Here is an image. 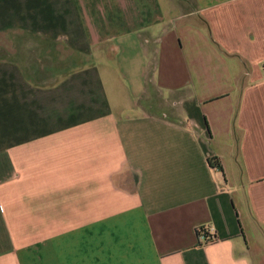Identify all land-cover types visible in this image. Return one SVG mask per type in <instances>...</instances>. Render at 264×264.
<instances>
[{
    "label": "crops",
    "instance_id": "0c3cea01",
    "mask_svg": "<svg viewBox=\"0 0 264 264\" xmlns=\"http://www.w3.org/2000/svg\"><path fill=\"white\" fill-rule=\"evenodd\" d=\"M0 31V264H264V0H0Z\"/></svg>",
    "mask_w": 264,
    "mask_h": 264
},
{
    "label": "trees",
    "instance_id": "16d2710c",
    "mask_svg": "<svg viewBox=\"0 0 264 264\" xmlns=\"http://www.w3.org/2000/svg\"><path fill=\"white\" fill-rule=\"evenodd\" d=\"M212 162H213L214 165L219 164L218 161L215 160V158L212 159ZM198 234L200 236L204 235V237H205L204 243H209V242L214 241L216 239L214 234H212L211 231L208 228L204 227V226L199 228Z\"/></svg>",
    "mask_w": 264,
    "mask_h": 264
},
{
    "label": "rangeland",
    "instance_id": "374dc122",
    "mask_svg": "<svg viewBox=\"0 0 264 264\" xmlns=\"http://www.w3.org/2000/svg\"><path fill=\"white\" fill-rule=\"evenodd\" d=\"M5 34H6V33H4L3 31H0V38H2V39L4 40V36H5ZM2 39H1V40H2ZM4 43H5L7 46H9V43H6V42H4ZM0 45H3V42H2V41H0ZM12 45L15 46L16 44H12ZM14 46H13V47H14ZM0 50H2V49L0 48Z\"/></svg>",
    "mask_w": 264,
    "mask_h": 264
},
{
    "label": "built area",
    "instance_id": "2783aa9c",
    "mask_svg": "<svg viewBox=\"0 0 264 264\" xmlns=\"http://www.w3.org/2000/svg\"><path fill=\"white\" fill-rule=\"evenodd\" d=\"M217 167L219 166V164L216 165ZM201 239L204 241L205 240V237L204 235H201Z\"/></svg>",
    "mask_w": 264,
    "mask_h": 264
},
{
    "label": "water",
    "instance_id": "95a60500",
    "mask_svg": "<svg viewBox=\"0 0 264 264\" xmlns=\"http://www.w3.org/2000/svg\"><path fill=\"white\" fill-rule=\"evenodd\" d=\"M24 43H25V41H24ZM27 45H28V44H26L25 48L27 47ZM42 47H43V46H42ZM64 65L66 66V68H68V67H69V65H68V64H65V63H64Z\"/></svg>",
    "mask_w": 264,
    "mask_h": 264
}]
</instances>
